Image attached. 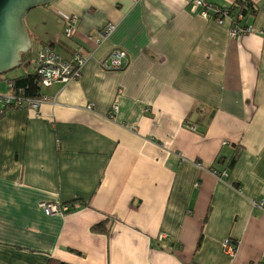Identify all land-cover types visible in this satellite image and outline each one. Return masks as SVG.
<instances>
[{
  "label": "crops",
  "instance_id": "0c3cea01",
  "mask_svg": "<svg viewBox=\"0 0 264 264\" xmlns=\"http://www.w3.org/2000/svg\"><path fill=\"white\" fill-rule=\"evenodd\" d=\"M242 1L254 32L236 40L228 20L185 0H56L29 13L26 74L44 46L93 56L80 79L41 89L47 103L0 120V264H264V0ZM109 24L99 46L89 40ZM113 50L128 64L105 72ZM13 79L0 78L1 97ZM41 203L78 209L48 216Z\"/></svg>",
  "mask_w": 264,
  "mask_h": 264
},
{
  "label": "built area",
  "instance_id": "2783aa9c",
  "mask_svg": "<svg viewBox=\"0 0 264 264\" xmlns=\"http://www.w3.org/2000/svg\"><path fill=\"white\" fill-rule=\"evenodd\" d=\"M185 4L190 8L191 13H197L205 19L213 20L216 24L222 26L228 20L231 23L230 37L233 40L252 34L254 27L250 25L242 26L241 22L246 15L239 9H225L208 3L206 0H185ZM239 8V7H238ZM65 29L64 33L67 38H73L77 33L79 18L77 16H68L63 19ZM115 30V25L109 24L101 31L89 36V40L99 46ZM94 53V52H93ZM93 55L84 56L76 54L70 61L64 59L52 46H44L36 56V72L42 88H50L54 84H68L81 78L84 67ZM100 67L105 72L123 70L128 64V55L122 50H113L108 56L100 60ZM11 94L0 96V112L3 113L6 107L16 105L20 107H29L38 109L42 104L47 103L49 98L39 95L35 99L18 98L12 93V84L8 83ZM91 109V108H90ZM118 112V107H113V113ZM196 131V127H191ZM221 176L226 177L224 173ZM255 207H263L264 201L255 203ZM41 209L48 215H65L77 208V205L47 204L41 203ZM161 236L160 239H163ZM223 252L228 256H234L237 251V242L231 238H226L222 243Z\"/></svg>",
  "mask_w": 264,
  "mask_h": 264
},
{
  "label": "water",
  "instance_id": "95a60500",
  "mask_svg": "<svg viewBox=\"0 0 264 264\" xmlns=\"http://www.w3.org/2000/svg\"><path fill=\"white\" fill-rule=\"evenodd\" d=\"M56 0H0V76L22 65L32 50L25 17L33 9Z\"/></svg>",
  "mask_w": 264,
  "mask_h": 264
},
{
  "label": "trees",
  "instance_id": "16d2710c",
  "mask_svg": "<svg viewBox=\"0 0 264 264\" xmlns=\"http://www.w3.org/2000/svg\"><path fill=\"white\" fill-rule=\"evenodd\" d=\"M242 7H241V6ZM240 5H238L240 12H243L245 15L247 14H255V8L252 7L251 4H248L241 0ZM246 7L244 8V6ZM233 10H236L235 8ZM1 77V76H0ZM8 83L12 84V93L15 94L18 98L24 99H35L39 96L41 92V84L39 81V77L36 74H26L22 77L15 78L10 80ZM21 108L20 106L11 105L6 107L3 113L0 112V120L6 115L8 111ZM201 134L205 133V129L200 131ZM106 226L104 224L97 225L93 228L95 232H105Z\"/></svg>",
  "mask_w": 264,
  "mask_h": 264
},
{
  "label": "rangeland",
  "instance_id": "374dc122",
  "mask_svg": "<svg viewBox=\"0 0 264 264\" xmlns=\"http://www.w3.org/2000/svg\"><path fill=\"white\" fill-rule=\"evenodd\" d=\"M30 13V12H29ZM29 18V14L26 15L25 17V22L27 24V20ZM36 45L32 48V50L29 52V54H27L25 56V62L19 66L18 68L8 72L7 74L5 75H2L1 77H5L7 76L8 78H17L21 75H24L26 73H29L30 71H34V59H35V55H36ZM0 77V78H1ZM5 80V79H4Z\"/></svg>",
  "mask_w": 264,
  "mask_h": 264
}]
</instances>
